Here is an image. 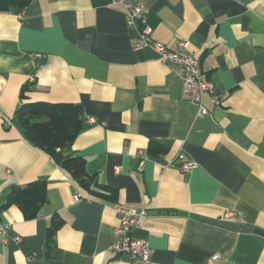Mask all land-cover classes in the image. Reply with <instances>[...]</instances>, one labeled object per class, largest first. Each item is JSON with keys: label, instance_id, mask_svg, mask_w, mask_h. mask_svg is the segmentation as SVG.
Here are the masks:
<instances>
[{"label": "crops", "instance_id": "0c3cea01", "mask_svg": "<svg viewBox=\"0 0 264 264\" xmlns=\"http://www.w3.org/2000/svg\"><path fill=\"white\" fill-rule=\"evenodd\" d=\"M135 1L154 41L199 57L213 84L207 114L180 99L171 66L133 49L136 30L110 0H30L22 19L0 14V207L12 188L46 183L36 218L0 209L19 237L0 244V264H135L112 250L118 206L146 208L131 235L153 250L150 264H264V0ZM34 102L80 106L84 127L63 155L83 158L114 199L23 136L14 113ZM151 142L165 152L149 154ZM185 161L196 167L182 171Z\"/></svg>", "mask_w": 264, "mask_h": 264}, {"label": "trees", "instance_id": "16d2710c", "mask_svg": "<svg viewBox=\"0 0 264 264\" xmlns=\"http://www.w3.org/2000/svg\"><path fill=\"white\" fill-rule=\"evenodd\" d=\"M30 0H0V14L10 10L23 9ZM29 86L20 90L24 98ZM16 124L23 136L38 150L49 156L60 168L66 171L80 187L90 194L114 199V189L94 182L85 170V160L78 156H64L63 150L70 147L84 127L83 113L79 105L72 103H22L14 113ZM166 147L155 142L148 145V152L157 155L165 152ZM46 183L43 180L33 181L23 186L12 188L0 209L14 205L26 220L36 218L45 202ZM61 222L52 220L47 232L48 242L52 241L54 232Z\"/></svg>", "mask_w": 264, "mask_h": 264}, {"label": "built area", "instance_id": "2783aa9c", "mask_svg": "<svg viewBox=\"0 0 264 264\" xmlns=\"http://www.w3.org/2000/svg\"><path fill=\"white\" fill-rule=\"evenodd\" d=\"M121 6L124 12V22L127 28L136 30V38L133 45L134 50L148 48L153 51L158 59L171 66L180 81V99L184 102L195 104L201 114H207V110L202 106V95L205 92H212L213 84L207 74L202 69L199 57L186 51V43L179 42L172 49L156 42L152 39V29L147 24V10L143 5L135 0H110ZM23 10L16 12V17L22 19ZM35 54L34 58H41ZM218 104V101H216ZM196 167V163L191 161L183 162L182 171H189ZM74 200H79L80 195L74 194ZM118 218V225L113 231L114 243L112 250L116 254H125L129 260L135 264H150L153 250L144 240L132 237V230L139 220L146 214V208L128 209L121 206L115 208ZM11 225L0 221V244L7 245L9 241H19L18 236H11ZM212 260H218V256H213Z\"/></svg>", "mask_w": 264, "mask_h": 264}]
</instances>
